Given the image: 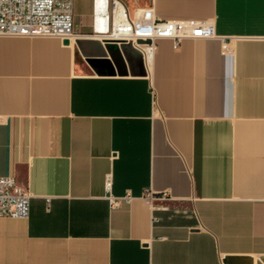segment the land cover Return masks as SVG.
<instances>
[{"label":"crops","instance_id":"crops-1","mask_svg":"<svg viewBox=\"0 0 264 264\" xmlns=\"http://www.w3.org/2000/svg\"><path fill=\"white\" fill-rule=\"evenodd\" d=\"M114 1L213 36L118 75ZM72 24L0 36V176L30 197L0 264H264V0H73Z\"/></svg>","mask_w":264,"mask_h":264},{"label":"built area","instance_id":"built-area-1","mask_svg":"<svg viewBox=\"0 0 264 264\" xmlns=\"http://www.w3.org/2000/svg\"><path fill=\"white\" fill-rule=\"evenodd\" d=\"M73 0H0V36H54L67 40L73 34ZM114 29L117 36H113ZM213 36L208 22L196 20H158L150 8L139 9L129 18L119 2H113L112 28L108 38L123 40L137 49L143 59L147 50L152 59L155 40L170 38L174 45L182 38ZM138 39L150 40L149 44L136 43ZM226 42L222 43L224 49ZM105 189L110 187L106 178ZM29 194L13 177L0 176V217L26 218L29 214ZM111 208L118 205V198L108 195Z\"/></svg>","mask_w":264,"mask_h":264},{"label":"water","instance_id":"water-1","mask_svg":"<svg viewBox=\"0 0 264 264\" xmlns=\"http://www.w3.org/2000/svg\"><path fill=\"white\" fill-rule=\"evenodd\" d=\"M67 43V40H63V44ZM103 43L105 52H100L97 56H105L107 54L112 64L114 65L116 73L118 75H126L129 69H131V65L139 64L140 66H142V57L140 52L137 49L133 48L130 43L112 38H106L105 40H103ZM136 43L149 44L150 40L143 41L141 39H138ZM228 264L238 263H236L235 259H232Z\"/></svg>","mask_w":264,"mask_h":264},{"label":"bare ground","instance_id":"bare-ground-1","mask_svg":"<svg viewBox=\"0 0 264 264\" xmlns=\"http://www.w3.org/2000/svg\"><path fill=\"white\" fill-rule=\"evenodd\" d=\"M113 36H114V37L117 36V33H116L115 29H114V32H113ZM143 56L145 57L146 60H149V59H150V53H149V51L144 50V51H143Z\"/></svg>","mask_w":264,"mask_h":264}]
</instances>
